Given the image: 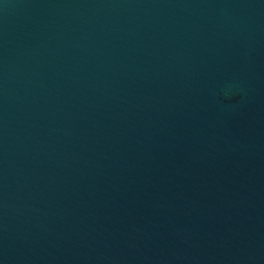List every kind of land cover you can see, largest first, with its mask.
I'll use <instances>...</instances> for the list:
<instances>
[{
    "label": "water",
    "instance_id": "obj_1",
    "mask_svg": "<svg viewBox=\"0 0 264 264\" xmlns=\"http://www.w3.org/2000/svg\"><path fill=\"white\" fill-rule=\"evenodd\" d=\"M0 264H264V0H0Z\"/></svg>",
    "mask_w": 264,
    "mask_h": 264
}]
</instances>
